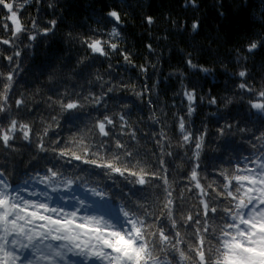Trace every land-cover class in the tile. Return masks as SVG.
Wrapping results in <instances>:
<instances>
[{
	"label": "trees",
	"instance_id": "1",
	"mask_svg": "<svg viewBox=\"0 0 264 264\" xmlns=\"http://www.w3.org/2000/svg\"><path fill=\"white\" fill-rule=\"evenodd\" d=\"M49 4L53 7L50 8ZM196 4L193 7L188 0H40L37 4L35 0H29L19 13L26 25L35 19L38 27L43 28L55 19L57 26L54 33L37 35L35 41L21 35L12 47L0 44V72L7 73L14 68L15 61L20 64L9 98L12 116L25 122H35V130L40 131L41 118L47 121L50 115L59 113L58 109L48 108L45 103L47 97L53 95L52 89H57L58 95L65 91L81 97L89 93L102 95L110 82L115 86L114 91L104 95L101 105L85 102L83 109L59 115L60 127L49 132L45 143L59 138L61 144L58 147H64L65 141L83 134L86 142L94 145L93 151L103 142L105 148L119 152L114 143L115 139H120L134 154L122 159L132 163L139 160L141 166L150 172L160 169L162 157L174 189L173 198L179 206L177 216L180 211L184 214L200 211L201 197H198L197 190L194 187L191 192L185 190L189 183L186 176L195 163L192 159L194 144L179 146L181 134L177 118L185 117L186 126L194 137L207 130L198 170L202 176H207L202 183L215 180L216 187H219L223 182V177L218 175L220 170L232 171L237 165L244 167L248 160H254L261 154L264 140L254 137L264 132V117L250 107L249 101H259L257 93L264 90V47L252 53L246 48L257 38L264 39V0H196ZM110 10L120 12L123 20V24L118 26L121 35L117 38L108 35L113 28V22L107 17ZM6 14V10L0 8V38L4 39L11 37V21L4 19ZM148 16L154 19L151 25L146 22ZM194 21L200 25L195 32L192 30ZM4 23L9 24L8 31L3 29ZM87 38L111 39L119 49L107 57L92 53L81 42ZM149 44L152 45L151 50L147 47ZM17 50L21 53L19 57L14 56ZM121 51L131 55V64L125 62ZM8 55L14 56L11 65L3 58ZM189 58L198 66L196 69L187 65ZM82 60L84 63H79ZM142 65L147 68L146 72H141ZM200 67L210 71L202 72ZM241 70H246L248 76L239 77ZM97 76H102L103 80H98ZM245 80L253 88L252 92L238 87ZM146 87L148 91L144 96H136V92L144 91ZM185 90H195L197 96L196 111L191 117L187 116ZM20 93L28 100L31 112L18 113L15 108L14 101ZM210 97L217 99L215 105L208 103ZM229 99L232 102L226 103ZM118 113H126L130 125L123 129L126 134H120L119 126H109L111 135L101 136L94 127L95 121L103 119L105 114L115 117ZM226 124H233V128L225 135H219L218 129ZM239 128L247 131L239 132ZM133 130L135 139L128 134ZM163 134L167 135V140L161 139ZM15 144V150H6L0 145V171L4 172V178L14 190L22 189L20 195L25 199L63 207L66 211L78 208L79 215L84 214L81 213L83 211L97 209L102 212H97V215L116 224L123 223L122 206L135 211L137 205L143 204L152 212H158L162 207L163 184L160 180L149 179L143 186L129 184L118 175H104V169L78 161L71 165L63 163V159L58 162L54 153L39 152L35 143L28 145L18 140ZM168 152L172 155L169 156ZM60 164H63L60 170L65 178L76 182L70 188L60 185L53 191L55 185L40 183L37 173L43 176L47 174L48 167L56 165L59 168ZM92 188L103 192V198L94 195ZM181 192L183 200L177 199ZM79 201L84 202L83 207ZM215 203L220 208L227 206L223 200ZM221 215L217 213L213 217L210 214L209 224L213 228L223 223ZM170 229L169 224L166 230ZM176 230L185 241L195 243L193 228L178 225ZM23 242L27 243L26 240ZM211 242L215 243L214 240ZM47 243L56 247L62 242ZM40 247L47 252L44 244ZM179 247L185 248V245ZM17 251L23 258L31 256L27 249ZM64 251L68 255L73 254L66 249ZM75 256L84 264H98ZM161 257L164 258L163 253ZM38 264L46 262L39 261Z\"/></svg>",
	"mask_w": 264,
	"mask_h": 264
},
{
	"label": "snow or ice",
	"instance_id": "2",
	"mask_svg": "<svg viewBox=\"0 0 264 264\" xmlns=\"http://www.w3.org/2000/svg\"><path fill=\"white\" fill-rule=\"evenodd\" d=\"M28 2L29 0H23L22 3L18 0H0V8L5 9L7 13L4 19L11 21V37L0 38V44L12 47L21 35H25L29 41H35L37 35L48 36L54 33L57 26L55 19L49 21L43 28L38 27L35 19L28 22L30 27L21 20L19 13ZM35 3H40V0H35ZM188 3L193 7L197 6L196 0H188ZM49 7L53 5L49 4ZM107 17L113 22V28L108 35L112 38L119 37L121 33L118 26L123 24L120 12L110 10ZM145 19L149 25L154 23L151 16ZM2 26L5 31H8L9 24L4 23ZM199 26V22L194 21L192 30L195 32ZM32 29H37V31L33 32ZM69 37L71 38V33ZM81 42L92 53L105 57L119 49V45L111 39L87 38ZM147 47L151 50L152 45L149 44ZM260 47H264V39L257 38L248 44L246 51L252 53ZM120 54L126 63H132L129 53L121 51ZM20 55V51H15V57ZM14 56L8 55L3 58L11 65L14 62ZM79 63L83 64L84 61H79ZM186 63L192 69L198 67L191 58L187 59ZM19 70L20 64L15 61L14 68L7 73L0 72V145L6 150H15V142L18 140L27 142L28 145L35 143L39 152L51 151L58 162L63 159V163L71 165L73 161H78L104 169V175L109 177L113 174L118 175L125 178L129 184L143 186L148 183L149 179L160 180L163 184V198L162 207H159L158 212H152L143 204L137 205L135 211L122 206L120 211L123 215V223L116 224L106 220L103 216L79 215L78 208L66 211L63 207H51L48 203L25 199L20 195L22 189L14 190L11 183L4 178V172L0 171V264H38L39 261H45L46 264H58V261L65 259V249L86 260L96 261L98 264H264V144L261 145V154L254 160H248L244 167L237 165L232 171L220 170L218 175L223 177V182L219 187H216L215 180L205 184L202 181H206L207 176H202L198 170L207 130H203L194 137L186 126L185 117L179 116L177 118L178 130L181 134L179 146L194 144L192 159L195 163L192 164L186 176L189 183L185 186V190L191 192L193 187L197 190L198 197H201V210L195 213L189 211L187 214L180 211L177 216L179 206L173 198L174 189L169 182L167 167L162 157L160 169L150 172L146 167L141 166L139 160L132 163L127 159H122V157H133L134 154L120 139H115L114 143V148L119 149V152L105 148L103 142L99 144L96 151H93L94 145H89L83 134L65 141L64 147H58L61 144L59 138L45 143L49 132L60 127L59 115L79 111L84 108L85 102H91L96 106L101 105L104 95L114 91V85L109 82L106 92L102 95L89 93L83 97L77 93L70 95L67 91L58 95V90L52 89L53 95L48 96L45 103L48 108L58 109L59 113L50 115L47 121L41 118L42 128L36 131L35 122H25L11 114L12 105L9 104V98L16 84ZM140 70L146 72L147 68L142 65ZM199 70L205 73L210 71L203 67ZM238 76L244 78L248 76V72L241 70ZM96 78L103 80L102 76ZM238 87L246 92L253 91L246 80ZM147 91L146 87L144 91L135 94L142 97ZM38 93L39 90H37ZM183 95L188 102L187 116L191 117L196 111V92L185 90ZM257 95L260 100H250L249 104L260 116L264 117V90H260ZM231 102L230 99L226 101V103ZM208 103L215 105L217 99L210 97ZM14 105L18 113L31 112L29 102L24 98L23 93L18 95ZM117 119L119 125H117ZM109 126L112 128L119 126L120 134H126L123 129L130 127L126 120V113H118L115 117L105 114L103 119L96 120L94 124L98 133L103 137L111 135ZM232 128L233 124H226L218 129V133L223 136ZM238 131L243 133L247 129L239 128ZM128 134L135 139V130ZM161 139L167 140V135L163 134ZM254 139L264 140V132L255 136ZM101 150H104L103 154ZM167 154L172 155L171 152ZM249 164L254 166H248ZM62 167L63 164H60L59 168L56 165L48 167L47 174L43 176L37 173L39 182L46 186L55 185L53 191H56L60 185L70 188L76 180L65 178L64 172L60 170ZM81 171L87 170L82 169ZM129 177L134 179H129ZM77 179L81 178L77 177ZM91 191L94 195L103 198V192L97 191L96 188H92ZM31 195H36V193H31ZM177 199H184L183 192ZM219 200L226 201L227 206L218 207L215 201ZM79 204L81 207L84 206L83 201H79ZM217 213H222L220 220L223 223L213 228L209 224V216L211 214L215 217ZM169 224L171 229L166 230ZM178 225L194 229L195 243L185 241L181 237L180 232L176 230ZM24 240L27 243H24ZM213 240L214 244L211 242ZM46 241L62 243L54 247L51 243L45 244ZM42 244L47 252L40 247ZM181 244H184L185 248L179 247ZM18 249L29 250L31 256L21 257L18 255ZM161 253L164 254L163 259Z\"/></svg>",
	"mask_w": 264,
	"mask_h": 264
},
{
	"label": "rangeland",
	"instance_id": "3",
	"mask_svg": "<svg viewBox=\"0 0 264 264\" xmlns=\"http://www.w3.org/2000/svg\"><path fill=\"white\" fill-rule=\"evenodd\" d=\"M97 212H98V214H102V212L100 210H97V209L95 211L88 210V211H83L81 213H84V214H82V216L83 215L99 216V215H97ZM65 254H66L65 259L58 261L59 264H60V262H61V264H84L83 262H80V259L77 256H75L73 254H71V255H68L67 253H65Z\"/></svg>",
	"mask_w": 264,
	"mask_h": 264
}]
</instances>
